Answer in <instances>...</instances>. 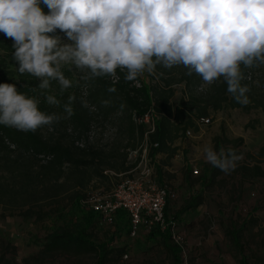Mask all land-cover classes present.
Masks as SVG:
<instances>
[{
    "label": "trees",
    "instance_id": "trees-1",
    "mask_svg": "<svg viewBox=\"0 0 264 264\" xmlns=\"http://www.w3.org/2000/svg\"><path fill=\"white\" fill-rule=\"evenodd\" d=\"M43 11L47 13L48 9L43 7ZM59 33L57 30L56 34ZM12 44L11 39L0 33V83H15L19 91L38 96L41 111L62 113V107L44 102L39 89L32 91L39 80L19 74L11 58L14 51ZM242 71L245 78L241 84L247 85L249 82L246 78L251 68L242 67ZM64 72L73 80L74 86L60 95L59 86L53 82L49 92L57 95L62 104L70 94L75 95V114L70 119H62L51 127H41L35 132L0 125V205L10 215L18 214L24 219L43 222L49 216L46 221L59 219L62 222L46 232L41 248L26 257L25 264H46L56 255L76 258L92 256L95 264H118L122 254L127 256L123 247L112 245L114 237L106 240L94 238L92 230L107 224L101 221L96 212L86 209L82 200L91 190L101 187L109 190L115 185L114 179L119 178L120 174L123 178L134 167L135 163L128 161V154L141 144L146 131L143 124L137 123L138 117L149 111L156 114L155 129L147 135V142L151 145L149 156L154 159L156 154L165 153L163 162L167 165L178 149L174 143L182 139L187 130L196 131L197 122L206 118L210 111L238 108L248 112L256 107L264 111L263 95L255 98L248 92L250 102L241 105L227 92L223 78L209 85L196 73L188 75V70L182 65L171 69L157 65L154 73L145 72L147 80L139 76L135 81H126L125 72L120 69L94 81L82 80V73L70 65L65 66ZM113 75L116 80H113ZM178 87L180 94L175 98ZM82 101L86 104L82 105ZM102 101H109V104L105 106ZM252 102L255 104L252 105ZM108 125L113 126L109 134L106 130ZM214 141L216 151L230 147L240 154L243 138L224 135L214 137ZM154 143L156 147H153ZM246 155L253 158L250 153ZM258 155L264 156V145L258 150ZM235 170L240 174L241 183L264 178V168L259 163L249 165L238 162ZM160 171L157 169L159 179L167 185L174 175H162ZM182 172L187 196H184L182 205L173 210L171 201L176 199L178 193L168 184L170 194L164 209L167 227L162 230L158 224H154L149 229L141 227L142 231L138 229L139 232L135 234L140 246L144 242L159 245L170 264L183 263L182 247L173 241L170 228L177 227L176 222L182 214L194 211L204 203L207 190L214 187L215 182L224 183V179H216L223 172L209 163H202L199 175H194L192 168ZM196 184L199 190L190 193L189 190L192 191ZM49 205L52 206L47 210ZM248 223L254 225L257 221L253 217L239 215L230 218L225 225V235L235 250L238 264H251L243 241ZM112 225L125 229L130 235L131 223L124 210H117ZM141 234L143 240H140ZM0 252V264H16L14 258L11 263L4 257L5 253L15 252V247L4 238H0Z\"/></svg>",
    "mask_w": 264,
    "mask_h": 264
},
{
    "label": "clouds",
    "instance_id": "clouds-1",
    "mask_svg": "<svg viewBox=\"0 0 264 264\" xmlns=\"http://www.w3.org/2000/svg\"><path fill=\"white\" fill-rule=\"evenodd\" d=\"M0 33L13 41L19 74L39 80L32 91L39 89L45 103L63 109L41 111L38 96L0 83V125L35 132L75 114V95L62 104L49 92L53 82L60 95L74 86L64 72L69 65L84 81L117 69L135 81L157 65H182L209 85L223 78L227 92L247 105L250 89L241 84L242 67L264 65V0H0ZM204 159L230 174L242 157L230 147L209 146Z\"/></svg>",
    "mask_w": 264,
    "mask_h": 264
},
{
    "label": "rangeland",
    "instance_id": "rangeland-1",
    "mask_svg": "<svg viewBox=\"0 0 264 264\" xmlns=\"http://www.w3.org/2000/svg\"><path fill=\"white\" fill-rule=\"evenodd\" d=\"M58 35L64 39L65 43H70L63 33L60 32ZM142 77L147 80L145 73ZM246 79L249 82L247 84L250 89L249 94L254 95L255 98L264 96V65L251 68ZM179 88L175 98L180 94ZM207 117L208 123L203 124L199 120L196 131L190 129L189 135L185 134L182 139L174 143L178 149L170 161V166L176 170L172 173L174 177L178 174L176 184L182 170L185 169V166H182L183 163H186L190 169L197 168L199 173L201 172L202 163H207L204 159V148L211 146L215 149L214 137L217 136L242 137L243 143L239 147L240 154H238L242 159L239 162L249 165L259 163L264 168V156L258 155V150L264 145L262 108H250L248 112L238 108H226L217 112L210 111ZM112 129L113 126L108 125L107 134ZM247 153L252 154L253 158L247 156ZM152 164L155 169L156 163L152 161ZM121 175L114 179L115 184L122 178ZM154 175L157 181L165 184L160 181L156 170ZM216 179H224V183L215 182V186L209 189L210 192L207 190L208 194L204 203L196 210L182 214L176 222V231L182 233L184 241L182 264H238L235 250L226 238L225 225L230 218H237L239 215L253 217L257 221L254 225L248 223L246 226L247 230L243 234L244 249L251 264H264V178L258 177L241 183L239 172L234 170L230 174L222 173ZM104 188L101 187L98 190H107ZM174 188L178 196L171 201V204L174 207L173 210H176L182 205L184 196H187V190L184 191L181 186ZM198 188L199 185L196 184L189 192H197ZM51 206H47L46 209L49 210ZM3 213H5L4 216ZM47 218H44L43 222L32 218L24 219L18 214L10 215L0 205V238L6 239L11 246L15 247L14 254L12 252L4 254L5 259L13 263L12 258H14L16 264H25L24 259L41 248L46 232L62 223L59 219L52 222L49 219L46 221ZM112 224L93 229L92 235L96 240H106L112 236L114 237L112 245L116 248H124L127 256L124 257L122 254L118 264H170L169 258L159 245L144 242L140 246L135 238L137 236L129 235L125 229L120 227L117 229ZM140 237V240H143V234ZM46 264H95V259L92 256L76 258L56 255L48 259Z\"/></svg>",
    "mask_w": 264,
    "mask_h": 264
},
{
    "label": "built area",
    "instance_id": "built-area-1",
    "mask_svg": "<svg viewBox=\"0 0 264 264\" xmlns=\"http://www.w3.org/2000/svg\"><path fill=\"white\" fill-rule=\"evenodd\" d=\"M112 78L116 80L115 75ZM156 117L153 111H149L136 119L137 123L145 126V138L135 150L129 151L128 161L135 165L128 174L109 190H91L82 200V205L96 212L105 224L113 223L117 210H124L129 217L130 234L133 236L141 227L149 229L154 224H158L162 230L167 227L164 209L170 190L159 183L154 175L153 159L149 156L151 145L147 142V135L155 129ZM200 121L206 124L209 118H201ZM185 134L189 135L190 131L187 130ZM156 146L154 143L153 147ZM192 173L198 174V169L192 168ZM170 233L183 251L182 233L176 231L175 227L170 228Z\"/></svg>",
    "mask_w": 264,
    "mask_h": 264
},
{
    "label": "crops",
    "instance_id": "crops-1",
    "mask_svg": "<svg viewBox=\"0 0 264 264\" xmlns=\"http://www.w3.org/2000/svg\"><path fill=\"white\" fill-rule=\"evenodd\" d=\"M165 157H166V154L165 153H162V152H160V153H158V154L155 155V157L153 159V162L156 163V167H155L154 170L157 171V169L158 170L160 169L161 170L160 172H161L162 175H163V173L164 174L165 173H167V174L168 173L169 174L171 173L172 174L176 170L173 169V166H170L171 162L169 164L165 165V163L163 162L164 159H165ZM182 166H185V169H187V168L190 169L189 167H187L186 163H183ZM176 176H178V174H176L174 178L169 179L168 184H170V185H172L174 187L181 186L182 189H185V184H183V180H184V174H183V172H181V174H180V179L178 181V184L175 183L176 182L175 180L177 179Z\"/></svg>",
    "mask_w": 264,
    "mask_h": 264
}]
</instances>
